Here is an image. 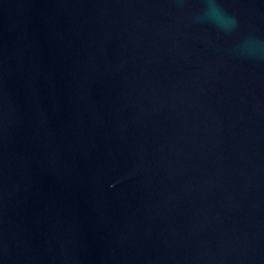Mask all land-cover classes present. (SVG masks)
Listing matches in <instances>:
<instances>
[{"label": "water", "instance_id": "obj_1", "mask_svg": "<svg viewBox=\"0 0 264 264\" xmlns=\"http://www.w3.org/2000/svg\"><path fill=\"white\" fill-rule=\"evenodd\" d=\"M0 264H264V0H0Z\"/></svg>", "mask_w": 264, "mask_h": 264}, {"label": "clouds", "instance_id": "obj_2", "mask_svg": "<svg viewBox=\"0 0 264 264\" xmlns=\"http://www.w3.org/2000/svg\"><path fill=\"white\" fill-rule=\"evenodd\" d=\"M210 14H211V18L217 23L219 27L226 28V29L229 27V25L225 23L223 19L226 14L223 12V9L220 8V6L217 3L213 2L210 5ZM249 45L252 48L259 47V45L256 44L255 42H249Z\"/></svg>", "mask_w": 264, "mask_h": 264}]
</instances>
